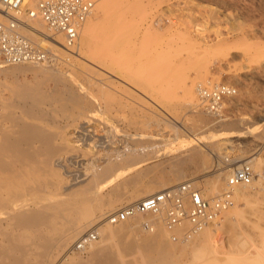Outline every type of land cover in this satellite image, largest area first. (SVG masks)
<instances>
[{"label":"bare ground","instance_id":"obj_1","mask_svg":"<svg viewBox=\"0 0 264 264\" xmlns=\"http://www.w3.org/2000/svg\"><path fill=\"white\" fill-rule=\"evenodd\" d=\"M25 1L35 4L31 5V9H35L40 0H24V5ZM123 1L98 0L95 15L98 19L87 18L73 45L67 43L64 34L50 29L40 16L31 17L23 11L18 15L23 21L18 26L19 31L33 43L48 49L50 55L2 68L14 73L31 72L33 79H16L9 97L0 94V264H264V159L258 155L263 144L256 155L233 158L224 170L219 166L213 169L211 177H203L207 175L204 174L191 178L202 188L205 197L232 190V204L202 229L192 231L188 221L169 228L166 210L138 212L117 223L109 221V214L126 203L137 202L184 179L186 174L179 162L183 158L169 161L170 165L165 166L158 162L150 164L158 156L156 144L148 141L150 134H120L112 128L113 132L108 135L93 137L82 132L85 125L91 120H102L100 115L111 110L119 113L126 106L134 110V106L123 99L127 93L133 94L126 83L139 84L146 80V74L142 80L141 76L128 73L134 66L148 68L178 63L195 69L199 77L206 75L201 69L208 68L197 53L196 40L187 41L184 48L176 44L175 37L172 38L176 43L166 46H148V41L147 47L143 46L146 49H140L143 52L134 54L129 50L134 46L127 40L130 37L126 39L122 34L127 26L124 20L127 11L121 12ZM127 1L129 4L130 0ZM1 11L0 2V16L5 18L0 21L6 22L9 16ZM182 49H187L186 53L183 54ZM163 52L168 56L159 57ZM62 54H67L70 61L71 57L83 59L89 71L85 81L63 70V63L67 62L69 67L74 63L62 58ZM185 78L181 79L185 105L199 106L203 112L214 116L200 101L198 90L203 83L198 82L195 91L194 80L190 83ZM50 81L54 85L48 89ZM236 94L225 96L224 102ZM103 96H111L113 100H103ZM144 109L154 112L150 107ZM61 112L67 120L64 126L56 125L58 121L53 123ZM198 119H204L200 111ZM145 121L131 123L150 126L160 124L161 118H157L155 112ZM162 121L168 125L175 122L170 117H163ZM104 122L108 123L107 119ZM70 127L74 128L72 132L67 130ZM73 141H81L91 148H80ZM205 154L194 145L184 160L208 169ZM244 159L254 172L252 180L229 188L227 179ZM69 164L75 169H70ZM232 164L234 166L228 167ZM224 172L228 174L225 176ZM90 228L97 233V238L78 248L75 239L91 231ZM173 234L179 239L173 240Z\"/></svg>","mask_w":264,"mask_h":264},{"label":"rangeland","instance_id":"obj_2","mask_svg":"<svg viewBox=\"0 0 264 264\" xmlns=\"http://www.w3.org/2000/svg\"><path fill=\"white\" fill-rule=\"evenodd\" d=\"M95 3L94 14L92 13L90 16L97 20L98 18L96 19L95 15H97L98 0H95ZM126 4H130L131 7L128 8ZM129 4L127 0L123 1V10L121 9V12L127 11V16L124 17L127 26L122 34L124 33L123 36H128H125L126 39L130 37L127 39L129 43L131 42L130 44L134 46L136 44V47L132 46L129 50L139 55L140 49L147 47L148 41V46H152V44H157L158 46H164L165 44L166 46L168 43L172 44L175 41L179 46H183L187 41L191 40L193 42V40H196V48H199L197 53L208 64L207 71L201 69V73L206 75L199 77L195 69L182 67L178 63L174 65L167 64L168 66L165 64H160L161 66L153 65L148 68L134 66L133 69L131 68L133 71L129 69L128 73L135 74L134 76L139 78L141 76L140 79L146 74V80L142 83L137 84L133 81H130L132 82L131 85L126 83L128 87L132 88L133 94L124 92L127 96L124 95L123 99L126 100L127 104L133 105L134 110L132 111L129 106H126L124 107L125 110L123 108L119 113L111 110L112 112L110 111L105 115L99 114L102 120H91L89 125H85V129L82 132L90 133L93 137H97L99 135H108L113 132L112 128H115L120 134L121 132L132 134L145 132L148 135L150 134L151 137H149L148 141L156 144L157 147L155 149L156 154H158L157 157L149 162L150 164L158 162L165 166L170 165L173 160L176 162L183 158V161L179 162H182L186 177L170 183L169 186L188 178L203 176L204 174L207 175L203 177H211L210 173H212L213 169L219 166L224 167L222 168L224 170L227 166L226 164L233 158L256 155L255 153H257L259 147L262 144L264 145V66L262 65L264 62V49H262L264 48V0H140L139 2L130 0ZM31 5L29 1H25L24 8H32L35 4ZM1 12L5 13L4 11ZM23 13L26 14V10H23ZM1 17V20L5 19ZM99 17L102 18V15L99 14ZM172 37H175V41ZM150 40L154 41L151 42ZM145 44L146 46L143 47ZM185 50L187 51V49H182L183 54L186 53ZM72 51L76 53L77 47L73 48ZM165 53L159 54V57L168 56ZM251 54L256 55L253 57ZM60 56L64 57V59L68 58L67 54ZM81 59L76 60L71 57L70 61V58H68L74 64L71 63V68L67 62L63 63V70H66L72 77L85 81V77L89 75L87 73L88 70L85 69L87 66L85 67L84 62H82L83 59ZM125 60L129 61L130 59L126 58ZM76 65L77 67H75ZM9 66L0 63V94L4 97L11 95L10 87L16 79H33L31 72L14 73L10 69H2ZM81 66H84V68ZM182 77H186L185 79L190 83L194 80L193 87L195 86V91L198 82L206 84L208 80L235 86L237 94L225 102V104L227 103L224 109L226 117L217 120L214 116L203 112L199 106L197 108L196 106L188 107L185 105L186 98L182 87ZM53 85V82L50 81L47 88L51 89L50 87H53ZM2 90L3 92H1ZM93 91H95L94 87ZM195 96L196 102H198V94ZM110 97L103 96L102 98L103 100H113ZM58 102L60 103L59 100ZM143 107H150L154 109V112ZM198 109L204 118L203 120L198 119ZM155 112L156 117L161 118V123L163 122V117H170L173 122L175 121L173 124L177 126L172 123L168 125L164 122L162 124L151 122L150 126H148V123L144 125L131 123L132 121L146 122L145 120L155 115ZM105 119H107L108 123L104 122ZM57 121L58 123H56ZM66 122V116L61 112L57 113L53 123L64 126ZM51 129L54 130L55 128L51 127ZM67 130L72 132L74 128L70 127ZM258 134L260 135L259 137L257 136ZM215 142L218 144L215 145ZM73 143L80 148H91L90 146H85L81 141H73ZM194 145L200 147L206 153L208 169H201L196 162L190 163L184 160L191 146ZM253 150L255 151L253 152ZM258 153L264 159L263 147L260 148ZM246 160L244 159L240 163ZM192 164L195 166H192ZM69 166L70 169H75L73 164H69ZM230 166L234 165L232 164L228 167ZM224 173L225 176L228 174V172ZM247 211L248 214L249 210ZM220 217L222 219L223 215ZM92 229L95 228L93 227ZM227 245L228 243L226 247Z\"/></svg>","mask_w":264,"mask_h":264},{"label":"built area","instance_id":"obj_3","mask_svg":"<svg viewBox=\"0 0 264 264\" xmlns=\"http://www.w3.org/2000/svg\"><path fill=\"white\" fill-rule=\"evenodd\" d=\"M3 11L9 16L6 22L0 21V61L4 64L21 61H36L48 58L50 52L41 47L19 31L22 19L18 15L24 10L29 16H40L46 25L64 34L69 45H73L79 31L92 14L95 0H40L35 9L24 8V0H0ZM201 103L217 120L225 116L223 98L235 94L237 90L229 84L221 82L199 85ZM253 170L247 162L236 166L227 179V185L232 188L239 183H249L253 178ZM202 188L196 186L195 180L188 178L169 187L141 198L134 203H126L110 213L108 219L111 223L127 220L138 212H161L166 210V222L169 228L181 225L188 221L192 231L200 230L213 222L220 212L232 204V190L227 189L221 195L205 197ZM94 230L81 235L76 244L82 248L89 241L96 239ZM173 240L179 239L177 234L172 235Z\"/></svg>","mask_w":264,"mask_h":264}]
</instances>
